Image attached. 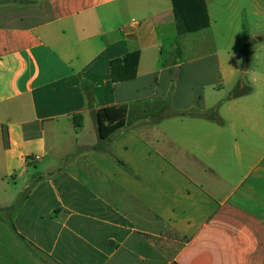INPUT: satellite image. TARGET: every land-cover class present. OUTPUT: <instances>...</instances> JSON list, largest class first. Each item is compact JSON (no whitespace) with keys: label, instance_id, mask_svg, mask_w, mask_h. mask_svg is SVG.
Segmentation results:
<instances>
[{"label":"crops","instance_id":"obj_1","mask_svg":"<svg viewBox=\"0 0 264 264\" xmlns=\"http://www.w3.org/2000/svg\"><path fill=\"white\" fill-rule=\"evenodd\" d=\"M205 3L0 0V264H264V0Z\"/></svg>","mask_w":264,"mask_h":264},{"label":"trees","instance_id":"obj_2","mask_svg":"<svg viewBox=\"0 0 264 264\" xmlns=\"http://www.w3.org/2000/svg\"><path fill=\"white\" fill-rule=\"evenodd\" d=\"M172 2L179 33L196 32L208 27L209 18L205 0H172ZM134 57L138 59V54H135ZM126 60L115 62L118 64L125 63ZM235 94L239 93L236 92ZM126 114L125 107H107L98 110L95 115L99 137L106 140L121 130L125 126ZM205 117L216 120V117L212 115H205ZM12 208L10 207V209Z\"/></svg>","mask_w":264,"mask_h":264},{"label":"rangeland","instance_id":"obj_3","mask_svg":"<svg viewBox=\"0 0 264 264\" xmlns=\"http://www.w3.org/2000/svg\"><path fill=\"white\" fill-rule=\"evenodd\" d=\"M246 25L247 30L249 31L250 29V24L248 20L243 21ZM239 61V65L240 66V70L242 71L241 73L238 74V78H237V82L240 81H244L243 87L242 88H237V85H234L232 88L230 87H226V95L227 96H231L232 94H235L236 92H246L249 90V83H248V79H249V72L247 73L246 71H244L245 66H247L248 64L250 65L251 63V55L248 51H244L241 55H239V57H237ZM95 134V132L93 133L91 130L85 129L84 131L80 132V136L81 138L86 137V136H90L92 137V135Z\"/></svg>","mask_w":264,"mask_h":264}]
</instances>
